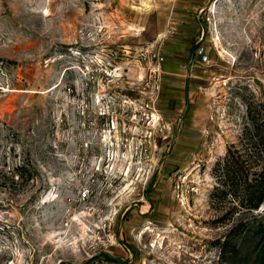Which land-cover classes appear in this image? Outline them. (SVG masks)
Here are the masks:
<instances>
[{
    "label": "rangeland",
    "instance_id": "obj_1",
    "mask_svg": "<svg viewBox=\"0 0 264 264\" xmlns=\"http://www.w3.org/2000/svg\"><path fill=\"white\" fill-rule=\"evenodd\" d=\"M198 2L0 0V264H254L256 166L216 169L264 137V0Z\"/></svg>",
    "mask_w": 264,
    "mask_h": 264
},
{
    "label": "trees",
    "instance_id": "obj_2",
    "mask_svg": "<svg viewBox=\"0 0 264 264\" xmlns=\"http://www.w3.org/2000/svg\"><path fill=\"white\" fill-rule=\"evenodd\" d=\"M194 48L195 46H193V49ZM251 146L255 148V150L251 149V153H248V156H246V158H242V154L237 155V150H229L228 154L224 158V165H222V162L218 163V168L216 170L218 172H222L225 177L235 180L238 178V171L244 174L246 173V171L253 169V165H255L257 176L254 179L253 184L251 185V190L249 193L251 208L259 209L264 202V137H261L257 142L251 143ZM235 187L237 190L239 184H236ZM215 189L220 190L217 187ZM246 226V224L241 223L240 225L232 229L230 234L226 236L222 247L224 253L228 252L227 249H230L232 251L233 248H235L236 252H239V249L234 247L231 237L233 236V234H239L244 229L246 230ZM251 228L252 227L248 228L247 230ZM254 234L258 238L256 242L254 264H264V224L260 222L257 229L254 231ZM105 258L108 261H118V259L112 257L107 253L105 254Z\"/></svg>",
    "mask_w": 264,
    "mask_h": 264
},
{
    "label": "crops",
    "instance_id": "obj_3",
    "mask_svg": "<svg viewBox=\"0 0 264 264\" xmlns=\"http://www.w3.org/2000/svg\"><path fill=\"white\" fill-rule=\"evenodd\" d=\"M206 3V0H199L198 3L191 4L190 6H185L190 8L189 10H197L199 8L204 9L203 5ZM181 11L185 12L188 17H193L192 13H189L188 9H182ZM182 13V12H181ZM178 20L179 32L175 35L172 40L162 43V46L165 44L166 53L169 57L179 55L180 57H187L192 50L191 42L192 39L197 35L199 27L198 24L192 19H186L184 17H179ZM190 25V26H188ZM165 34H168L167 32ZM185 37L187 40L181 42V38ZM166 41V39L164 40ZM182 58L177 59L176 61H168L164 64V69L167 73H172L179 76L178 87L175 83V77L171 79V83L168 84L166 91L172 98H176L177 106L179 109L183 108V96L184 91L181 88V78L184 75V69L186 68L181 62L184 60Z\"/></svg>",
    "mask_w": 264,
    "mask_h": 264
},
{
    "label": "built area",
    "instance_id": "obj_4",
    "mask_svg": "<svg viewBox=\"0 0 264 264\" xmlns=\"http://www.w3.org/2000/svg\"><path fill=\"white\" fill-rule=\"evenodd\" d=\"M196 53L198 56H200L201 61H203V60L206 61L208 59V55L206 53H204L203 47H198V49L196 50ZM155 56L157 57L156 54H155ZM158 56H159L158 58L160 61L163 60V57H161L160 55H158ZM87 196H88V192L87 191L83 192L82 197L86 198Z\"/></svg>",
    "mask_w": 264,
    "mask_h": 264
}]
</instances>
